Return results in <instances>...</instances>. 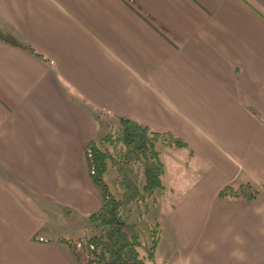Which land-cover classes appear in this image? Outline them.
<instances>
[{"label":"crops","instance_id":"0c3cea01","mask_svg":"<svg viewBox=\"0 0 264 264\" xmlns=\"http://www.w3.org/2000/svg\"><path fill=\"white\" fill-rule=\"evenodd\" d=\"M122 117L188 144L162 264H264V0H0V264H73L51 220L100 208L84 149Z\"/></svg>","mask_w":264,"mask_h":264},{"label":"trees","instance_id":"16d2710c","mask_svg":"<svg viewBox=\"0 0 264 264\" xmlns=\"http://www.w3.org/2000/svg\"><path fill=\"white\" fill-rule=\"evenodd\" d=\"M26 49L43 59L32 47ZM163 147L187 148L188 144L171 131L125 117L118 118L104 136L85 146L88 173L101 197L100 208L87 218L92 234L87 238L85 264H147L154 260L160 243L159 224L150 229L146 244L138 233L130 234L123 228V210L136 203H158V194L165 190ZM111 171L114 176L109 180ZM260 193L261 188L249 181L226 186L219 197L252 203ZM33 240L49 242L37 236ZM58 241L73 250L78 247L77 242L66 238Z\"/></svg>","mask_w":264,"mask_h":264},{"label":"rangeland","instance_id":"374dc122","mask_svg":"<svg viewBox=\"0 0 264 264\" xmlns=\"http://www.w3.org/2000/svg\"><path fill=\"white\" fill-rule=\"evenodd\" d=\"M112 126L115 124H109L107 128L110 130ZM161 150L164 149L161 148ZM112 175L114 176V173L111 171L108 175L109 180ZM174 204L175 197L167 188L166 191L158 194V203L153 204L150 201L136 203L123 210V228L130 234L138 233L146 244L149 241L150 229L152 230L153 226L159 224L160 244L154 260L148 261L147 264H162L164 257L169 253L171 238L165 224V215ZM55 214L51 220L52 232L47 237L58 240L66 238L77 242L76 250L70 249L66 244L63 245V249L73 264H85L88 259L87 238L92 234V228L75 217Z\"/></svg>","mask_w":264,"mask_h":264}]
</instances>
